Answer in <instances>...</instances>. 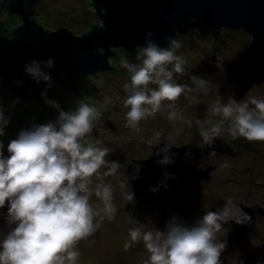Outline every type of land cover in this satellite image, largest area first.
<instances>
[{"label":"rangeland","instance_id":"374dc122","mask_svg":"<svg viewBox=\"0 0 264 264\" xmlns=\"http://www.w3.org/2000/svg\"><path fill=\"white\" fill-rule=\"evenodd\" d=\"M88 1L31 0V7L47 28L59 33L68 29L74 35H81L91 27L90 24H100ZM18 23V19H13L7 26L15 27ZM179 40L183 46L178 54H182L187 63L185 73L179 75L176 82L194 88L190 77L196 76L211 83L208 95L186 92L175 101L181 114L192 121L191 127L183 125L182 134L176 137L174 146H188L183 159L176 165L196 171L210 165H215L216 169L204 180L172 171L165 181L153 187L158 190L152 188L144 197L135 194L133 185L140 177V161L154 153L155 145L148 141L154 132L163 130L160 143L168 142L166 138L176 124L167 119L165 110L154 118L141 121L138 133L124 127L128 109L123 107L126 96L123 86L130 77L122 67V61L127 59L135 63L136 56L125 48H117V55L112 58L115 69L80 78L75 83L79 92L73 93V97L71 88L66 86L56 87L57 92L53 86L48 87L42 101L34 92L19 97L14 88L0 87V106L10 120L5 134L0 136L5 157L9 155L8 144L21 130L30 129L33 123L39 125L57 119L62 106L72 111L77 107V100L84 99L101 108L92 136L110 149L106 158L121 165L116 175L105 177V182L113 185L117 212L114 220L105 219L92 237L78 244L79 264H144L149 253L143 241L128 250L124 248L130 241V228L140 223L144 224V230L165 231L173 216L190 226L207 211L223 208L228 199L251 210L256 221L224 224V229L217 234L227 243L220 256L221 264H264V217L260 213L264 208V142H249L244 138L233 140L227 133H222L211 145H205L196 124L197 120L203 122L209 118V106L217 99L222 103L229 97L237 102L247 97L264 99V46L262 48L245 30L226 28L217 36L191 32L180 35ZM218 63L222 64V69ZM193 95L194 100L191 99ZM213 151L217 156L211 158ZM225 161L230 167H221ZM121 181L128 182L125 191L134 193V203L127 204L124 200L119 187ZM91 203H99L94 194ZM6 215L7 205L0 209V232L3 233L9 230Z\"/></svg>","mask_w":264,"mask_h":264},{"label":"clouds","instance_id":"9594fccd","mask_svg":"<svg viewBox=\"0 0 264 264\" xmlns=\"http://www.w3.org/2000/svg\"><path fill=\"white\" fill-rule=\"evenodd\" d=\"M153 36L149 31L144 45L136 46L135 63L122 61L130 77L123 86V107L128 109L124 127L138 133L141 121L167 110V119L176 126L165 146L155 153L163 154L157 163L167 165L174 163L169 153L183 125H192L175 101L186 92L208 95L211 82L196 76L190 77L194 88L176 82L185 73L187 63L178 54L182 42L168 37V47H161ZM44 67L53 68L54 58L44 62ZM218 67L222 69V64L218 63ZM24 71L37 83L44 81L51 87V75L41 70V62L32 60ZM76 103L72 111L60 110L55 122L33 123L30 129L21 130L8 144L7 157L0 141V209L7 205L9 229L7 233L0 232V264H79L78 244L92 237L105 219H115L114 188L105 182V177L116 175L121 165L109 161L106 157L110 149L92 136L101 108L84 99ZM208 112L209 118L196 121L205 145H211L222 133L233 140L264 142V99L247 97L237 102L229 97L226 103L217 99ZM9 122L0 106V136ZM162 135L163 130L154 132L148 143L160 145ZM216 156L215 151L210 153L211 158ZM221 167L230 165L225 161ZM127 184L120 182L121 194L127 204L134 203V193L125 191ZM93 194L99 201L95 205L91 203ZM250 220L240 206L228 199L223 208L207 211L190 226L175 216L165 231L144 230V224L139 223L129 229L130 241L124 248L128 250L143 241L149 253L144 264H221L220 256L227 243L217 234L230 221L244 224Z\"/></svg>","mask_w":264,"mask_h":264},{"label":"water","instance_id":"95a60500","mask_svg":"<svg viewBox=\"0 0 264 264\" xmlns=\"http://www.w3.org/2000/svg\"><path fill=\"white\" fill-rule=\"evenodd\" d=\"M87 3L89 5V1ZM92 4L108 29L96 26L77 37L68 29L66 34L46 30L27 15L13 37L0 33V85L17 87L21 97L30 91L42 93L47 83H37L24 71L25 65L32 60L41 62V70L51 75V85L56 84L58 73L63 69L82 77L113 71L111 57L117 55L113 47L125 48L134 54L137 45H144L149 31L154 33L153 39L161 47H168V37L178 38L190 28L202 35L214 36L223 28L243 29L262 48L264 46V0H92ZM50 58H54V67L48 69L44 62ZM75 86H66L71 88V97L79 92ZM40 97L44 100V96ZM60 110L69 111L63 106ZM164 146V143L154 146L153 155L140 161V177L133 185L138 197L146 196L172 171L204 180L216 169L215 165L199 171L179 168L176 163L183 159L188 146H173L169 154L174 163L158 164L163 154L157 156L155 153ZM241 209L251 217L250 223H255L254 213L244 206ZM260 212L264 215V208Z\"/></svg>","mask_w":264,"mask_h":264},{"label":"flooded vegetation","instance_id":"af4514ba","mask_svg":"<svg viewBox=\"0 0 264 264\" xmlns=\"http://www.w3.org/2000/svg\"><path fill=\"white\" fill-rule=\"evenodd\" d=\"M91 7H92L93 11H94V9H96L95 6H93V4H92ZM27 15L31 19H33V18L36 19L38 24L43 26L46 30L54 31V30L44 26L42 21L36 16L35 12L32 10L31 1L30 0H0V33L2 34V36H4V37H13L14 34L16 33L17 29L20 28L24 24V18ZM94 15L96 16V18H98L100 20V22H99L100 24H93V25H91V27L89 29H92L93 27H96V26H102L101 23L103 22V20L97 14H94ZM13 19H18L19 20L18 25L15 26V27H8L7 23H9V21H11ZM103 24H104V22H103ZM66 33H68V32H66ZM66 33H60V34H66ZM81 35H75V36L78 37V36H81ZM112 58L113 57H111V62H112ZM112 64H114V63L112 62ZM99 74L100 73H98L97 75H99ZM51 86L58 87V86H67V85L64 84V85H51ZM0 87H12V88L15 89L16 93L18 92V88L17 87L9 85V84L0 85ZM47 88H48V86H47ZM47 88H46V90H47ZM46 90L43 91L42 93H36L35 91H30V92H34V93H36L38 95L44 96L45 93H46ZM30 92H28V93H30ZM19 97H21V96H19ZM55 120L56 119L54 118L52 121H55ZM263 217H264V215H263Z\"/></svg>","mask_w":264,"mask_h":264},{"label":"trees","instance_id":"16d2710c","mask_svg":"<svg viewBox=\"0 0 264 264\" xmlns=\"http://www.w3.org/2000/svg\"><path fill=\"white\" fill-rule=\"evenodd\" d=\"M89 5L92 6V0H89ZM96 12H97L96 9H94L93 13H94V14H97ZM101 25H102L103 27H105V29H108V28L105 26V24H103V22L101 23ZM240 30H243V29H240ZM88 31H90V29H89ZM88 31H86V32H88ZM86 32H85V33H86ZM191 32H197V33L201 34L197 29H195V28H190L186 34H179L178 39H179L180 35H181V36H186V35L190 34ZM73 35H74V34H73ZM82 35H83V34H82ZM218 35H219V34H218ZM213 36H214V35H213ZM216 36H217V35H216ZM117 48H118V47H113V50L117 52V51H118ZM132 55H133V56H136V53H134V54H132ZM95 76H97V75H95ZM91 77H94V76H91ZM80 78H84V77H82V76H77V75H71L67 70H64V69H63V70H61V71L58 73V77H57V81H56V84H55V85H64V84H66L67 86H70V87L72 88V87L75 86L76 81L79 80ZM47 86H48V85H47ZM47 86H46V88H47ZM46 88H45V90H46ZM45 90H44V91H45ZM17 94H18V92H17ZM37 95H38V94H37Z\"/></svg>","mask_w":264,"mask_h":264}]
</instances>
